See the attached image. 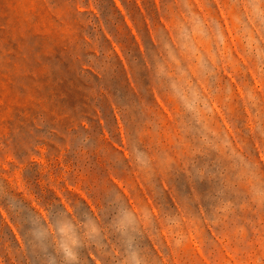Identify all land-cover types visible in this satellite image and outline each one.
I'll list each match as a JSON object with an SVG mask.
<instances>
[{
  "label": "rangeland",
  "instance_id": "rangeland-1",
  "mask_svg": "<svg viewBox=\"0 0 264 264\" xmlns=\"http://www.w3.org/2000/svg\"><path fill=\"white\" fill-rule=\"evenodd\" d=\"M0 264H264V0H0Z\"/></svg>",
  "mask_w": 264,
  "mask_h": 264
}]
</instances>
